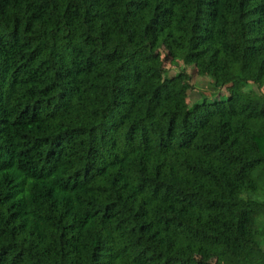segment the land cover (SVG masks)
I'll return each instance as SVG.
<instances>
[{
  "label": "trees",
  "instance_id": "1",
  "mask_svg": "<svg viewBox=\"0 0 264 264\" xmlns=\"http://www.w3.org/2000/svg\"><path fill=\"white\" fill-rule=\"evenodd\" d=\"M263 217L264 0H0V264H264Z\"/></svg>",
  "mask_w": 264,
  "mask_h": 264
},
{
  "label": "rangeland",
  "instance_id": "2",
  "mask_svg": "<svg viewBox=\"0 0 264 264\" xmlns=\"http://www.w3.org/2000/svg\"><path fill=\"white\" fill-rule=\"evenodd\" d=\"M159 54L161 57L163 56L161 51ZM164 65H166L169 75H174L177 72L176 67L170 64L168 61L164 60ZM177 66L182 68L181 63H179ZM184 70L190 75V84L192 85V88L188 93V101L190 103L199 100L203 93L209 96L212 92H214L209 78L197 75L195 73V69L192 66H184ZM253 89H255V87H253Z\"/></svg>",
  "mask_w": 264,
  "mask_h": 264
}]
</instances>
